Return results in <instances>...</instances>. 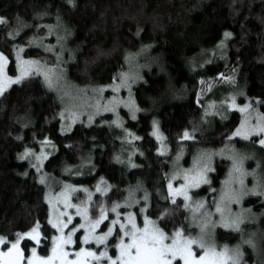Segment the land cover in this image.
Returning <instances> with one entry per match:
<instances>
[{"label": "trees", "instance_id": "1", "mask_svg": "<svg viewBox=\"0 0 264 264\" xmlns=\"http://www.w3.org/2000/svg\"><path fill=\"white\" fill-rule=\"evenodd\" d=\"M57 15L59 27L51 35L44 27H25L14 40L7 35L16 27L17 17L33 26L56 25ZM0 16L7 17L11 23V27L0 25V51L9 56L11 75H15L14 44L24 46L25 58L39 59L48 65L57 64L55 53H59L58 66L78 89L111 84L114 76L126 72V57L144 48L151 49L155 59L134 88L136 103L143 114L136 121L127 119L124 123V128L141 137L133 143L143 153L134 159L140 167L137 170L127 171L114 160L124 133L120 128L116 132L104 126L106 123L102 121L111 119L110 116L94 121L91 126L77 124L71 132L61 135L57 113L62 105L42 78L31 77L22 84L12 85L0 96V234L25 231L37 219L42 231L50 228L46 225V188L38 183V174L29 162L17 158L25 145L39 151L33 134L36 140L47 136L58 149L44 166L50 176L89 189L103 176L112 185V192L104 198L109 204L123 202L129 189L145 184L152 195L149 213L155 218L157 207L169 206L167 200L161 199L166 192L163 173L171 170L172 160L183 143L180 135L185 129L193 128L201 113L197 93L207 92V83L201 85L200 80L211 82L212 87L224 84L219 74L231 75L236 68V81L246 94L264 101V0H75V7L67 0H0ZM62 31L64 47L56 35ZM225 31L233 35L226 41L224 58L203 70L193 69L191 61L197 56L218 52L216 46ZM33 36L44 43L29 45ZM55 46L57 51L45 50ZM169 92L176 98H170ZM261 105L264 111V103ZM153 119L159 122L171 147L166 156L158 155V144L151 136ZM240 121V115L232 113L226 123L195 143L211 149L232 141L258 147L250 141L227 139ZM18 135L23 136L22 141L16 139ZM261 153L264 155V151ZM89 157L94 169L76 178L63 174L66 166L80 167ZM24 171H28L27 177L21 175ZM227 171V163L218 164L211 187L219 188ZM207 191L204 188L200 195ZM245 205L257 214L264 212L260 198H250ZM186 217L183 207L176 208L168 228L175 224L187 229ZM238 240L239 234L218 232L220 244L233 245ZM39 251L41 255L47 254L44 246Z\"/></svg>", "mask_w": 264, "mask_h": 264}, {"label": "snow or ice", "instance_id": "2", "mask_svg": "<svg viewBox=\"0 0 264 264\" xmlns=\"http://www.w3.org/2000/svg\"><path fill=\"white\" fill-rule=\"evenodd\" d=\"M67 3L75 7V0H67ZM56 19V25L37 24L33 26L17 17L16 27L8 31L7 35L14 40L25 27H36L37 29L44 27L48 29L47 34L51 35L53 30L59 27V15ZM0 25L11 27L10 21L5 16H0ZM139 31L138 29L137 34ZM232 35L231 32L225 31L223 39L216 46L222 52L221 58H224L223 51L227 48L226 41ZM60 39L58 36L57 41L59 42ZM35 41L36 37H31L29 45ZM13 49L15 75L9 74V56L0 51V96H3L12 85L22 84L33 76H42L50 90L59 87V81L63 75L62 71H58L59 53H55L57 64L48 65L39 59L22 56L21 54L25 50L22 45L14 44ZM45 50L53 51V48L47 47ZM126 59L129 58L126 57ZM210 62L208 61V63ZM236 71V68H233L232 74L227 76L220 73L219 79L235 86L237 84ZM140 79L143 77L138 73L121 72L118 77L112 78L111 84L93 87L91 89L92 97H88V89L78 90L75 96L65 91L60 96L62 107L57 113L60 118L59 131L61 135L66 131L70 132L72 126L78 121L83 124L81 116L86 115L87 125L91 126L97 115L110 112L113 113L115 119L102 121V123L122 129L125 140L129 144L140 140L141 137L124 128L118 111L123 106L128 110L132 120L137 119V113L142 109L132 97V85ZM206 83L207 90L210 91L211 82L200 80L201 85ZM108 89H111L112 95L105 99L103 93ZM121 89L127 90V98L119 95ZM238 94L245 95L242 91ZM65 97L69 99L68 104H65ZM236 101L237 94L235 93L221 101L222 105H227L228 110L235 109L243 116L239 126L227 139L231 141L234 137H239L244 141L258 144L264 151V114L253 108V104L259 105L264 101L257 98L248 100L242 105ZM199 103L200 93H197V104ZM84 108L91 110L85 113ZM254 112L255 116H253ZM210 114L221 115L224 118L223 114L216 110L215 101H211L204 110V117ZM65 121H67L66 124ZM196 131L195 126L191 131L185 129L179 137L180 141L195 142ZM151 136L155 137L157 141L164 139L159 129V122L155 119L152 121ZM16 139L22 141L23 136L18 135ZM33 141L39 145V151L25 145L23 151L18 153L17 158L21 161L28 160L29 166L35 169L38 174V183L47 189L44 200L48 205L46 225L50 228H45L42 231V224L37 219L25 231L0 234V264H246L242 245L253 249L257 248V242L254 239L256 233L250 234L245 239L242 229L246 220L256 219V214L252 212L251 208L233 212L232 206L241 205L247 196H256L264 200V175L257 171L261 167L259 162H257L256 169L251 171L245 169L244 162L253 157L244 155L235 148L229 150L227 157L231 161L228 176L223 181L218 197H213L211 210H208L207 202L203 198L194 200L192 191L199 189L202 185H208V191L217 192V189L211 187L212 181L209 173L216 170L212 166L213 157L215 155L223 156L224 150L219 152L199 150L193 155L191 166L185 168L180 165L184 155V149L181 146L172 160L171 170L163 173L167 195L162 196L161 199L167 200L169 206L162 209L157 207L154 212L155 218H153V214L149 213L151 205L148 191L144 190L140 198L136 197V191L142 187L139 184L136 189L128 190V195L124 197L122 203L111 201L110 204L104 197L107 196L112 185L108 184L103 176H100L94 185V191L87 186L68 182H57L59 191H54L49 184L50 174L44 172L43 167L45 160L58 149L47 136L36 140L35 134H33ZM66 147L71 148L72 145H66ZM46 148L50 151H45ZM137 151V149H133L129 152L126 160L122 159L121 155H115L113 158L117 163H126L130 168H137L139 165L132 159ZM157 153L159 156L167 155V148L163 143L157 148ZM139 155L143 156V153L140 152ZM87 164L94 169L95 165L91 164L90 157L87 158ZM64 171L82 175L78 169L73 172L72 168L67 166ZM21 175L27 177L29 173L24 171ZM248 176H252L254 180L250 188L245 183ZM174 181H179V183L174 184ZM78 193H82L83 198L77 195ZM97 193L100 198L94 201L93 197ZM177 198H181L180 204L177 203ZM74 199L76 202H73ZM137 205L139 207L136 211L130 210ZM180 207L191 213L192 221H198L196 225L198 231L195 235L183 225L174 224L168 228V222L172 220L173 212ZM121 209L124 210L121 211ZM217 215L218 219L213 220L212 217ZM76 218L79 219L74 223ZM217 227L241 234L240 243L234 247H229L228 244L218 245L215 239ZM77 233L82 234L78 236ZM261 240L264 241V234L261 235ZM29 243H31V247H29ZM41 246H44L47 254H40ZM110 248L113 254H110Z\"/></svg>", "mask_w": 264, "mask_h": 264}, {"label": "rangeland", "instance_id": "3", "mask_svg": "<svg viewBox=\"0 0 264 264\" xmlns=\"http://www.w3.org/2000/svg\"><path fill=\"white\" fill-rule=\"evenodd\" d=\"M60 30L61 29H59V31ZM56 35H57V37L59 36L61 38L59 40L60 46L64 47L63 31L61 33L57 32ZM43 43L44 42L35 41L31 45L36 46V45H41ZM45 48H47V47H45ZM52 48H53V51H55V50L57 51L58 50L57 49L58 46H55V47H52ZM23 53L21 54L22 56H24ZM221 53L222 52L219 49L218 52H216L214 55L203 53V54L197 56L195 59H193L191 61L193 69H196V68H199V69H202V70L205 69L208 65L213 63L215 60L221 58L222 57ZM128 58L129 59H126V72L138 73L139 76H141V77L143 76V72L146 69L151 68L153 63L155 62V59L151 55V49H149V48H144L137 54H134V53H133V55L129 54ZM208 61H211V62L208 63ZM201 65H203V66L201 67ZM60 70H61V68L58 66V71H60ZM61 71H62L63 75L60 78L59 87L57 89L52 90V92H54L56 94V96L59 99V101H60V96H62L65 91H67V92L71 93V95L75 96L76 93L78 92V90L88 89V92H87L88 97H92L93 96V93L91 91L92 88H83V89L76 88V86L71 84L70 81L68 80V78H66L65 73L63 72V70H61ZM33 77H40V78L43 79L42 76H33ZM141 80L142 79L137 80L132 85V97H133L134 100H135L134 88ZM241 91L244 92L245 95H243V96L239 95L238 93L241 92ZM234 93L237 94V101L236 102L238 104L242 105L245 102H247L248 100H254V99H251L246 94L245 89L243 88V86L239 85L238 82H237V84L235 86L224 82V84H219L217 86L211 87L210 91L207 90V92H205V93L200 95V102H201L200 104H202L201 113L197 117V119L194 121V125H193L197 129V131L195 133V135H196V141L195 142H197L200 139V137H204L208 133L213 131L218 125L226 123L232 113H237V114L240 115L241 119L243 118L242 114L239 111H237L235 109L228 110L227 109V105H222L221 104V101L229 98L230 95L234 94ZM111 95H112L111 89H108V90H106L103 93V96H104L105 99H107ZM119 95L121 97H123V98H127L128 92H127L126 89H121ZM168 95H169L170 98H176L175 94H173V93L169 92ZM211 101H215L216 102V110L221 112L223 114L224 118H222L221 115H211V114L208 115L207 117H204V110H205V108L208 107V105H209V103ZM135 102H136V100H135ZM60 103H61V101H60ZM68 103H69V99L67 97H65V104H68ZM77 103H79V102L77 101ZM253 108L254 109H258L259 113L264 114V111L262 109V105L261 104H259V105L253 104ZM90 110L91 109H88V108H84L83 109V111L85 113L90 111ZM118 111H119L120 117L122 119L123 125H124V123H126L127 119H131V116L128 113V110L126 108H124L123 106H121L118 109ZM141 114H143V111H140V112L137 113V119L136 120L139 119ZM108 116H110L111 119H109V120L108 119H104V118H106ZM253 116H255V112L253 113ZM102 118L104 119V121H112L113 119H115L113 113L103 112L100 115H97L95 117V121L96 120H101ZM80 119L83 120L85 124H87L86 115L81 116ZM132 121H134V120H132ZM66 123H67V121H65V124ZM77 124H81V123L78 121L76 124H74L72 126V130ZM104 126H107V128H109L111 131L119 132V128L115 127L114 125H112L110 127L109 124H105ZM159 129H160V127H159ZM191 130H189V131H191ZM121 131H123V130L121 129ZM160 132H161V130H160ZM163 137H164V139L162 141H157L156 138L155 137L154 138H155V140H156V142L158 144V147H160V144L163 143L165 145V147L167 148V154H169V152L171 151V147L167 143V139H166L164 134H163ZM120 139H123V143H122V145L120 147V152H119L118 155H121V158L126 160L127 156H128V153L131 152L133 149H137L133 145V143L137 142V140H135L131 144H129L125 140L124 134H122V133H121ZM236 139L240 140V141H244V140L240 139L239 137H234L232 140H236ZM182 142L183 143H182L181 146L184 149V155H183L182 160L180 161V165L182 167H185V168L190 167L191 164H192L193 155L196 154L199 150H209V151L219 152L220 150L223 149L224 150V155L223 156L215 155L213 157L212 166L216 169V166L218 164L225 162V163L228 164V171H229V168L231 167V161L227 157H228V154H229V150H231L232 148H235V150H237L238 152H240V153H242L244 155L253 157L252 159H248V160H246L244 162L245 169H247L249 171H251L252 169H256L257 168V162H259L261 167L259 169H257V171L260 174L264 175V155L261 153L262 150L259 148L260 146L258 144H257L258 147H256V146H252L250 144H246V143L239 144V143H237V141H232L229 145L223 146V147L218 148V149H211V148L199 147L195 142H192V141H182ZM45 151H47V148L45 149ZM139 153L140 152L137 151V154L132 157L133 162H134V159L136 157H138V156L142 157L141 155H139ZM50 156H49V158H50ZM48 159L45 160L44 166H45L46 162L48 161ZM33 162H35V161H33ZM118 164L119 165H123V167L127 171L129 169L130 170H137V169L140 168V167L130 168V167L127 166L126 163L125 164L118 163ZM77 169L82 173V175H84L86 172H88V170H91L92 167H91V165H89L87 163H84L82 166L74 168L72 170H73V172H75ZM43 171L46 172L44 167H43ZM228 171H227L226 177L222 180L220 187L219 188H215V189H217V192L213 193V192L207 191L206 193L200 195V192L204 188H208L209 187L208 185H202L199 189H194L192 191L193 199L194 200H199V199L203 198L207 202L206 203V208L208 210H211L210 206H211L212 199H213V197H218L219 190L222 188V185H223V181L228 176ZM215 172H216V170H215ZM215 172L209 173V177H210L211 181H212V175ZM63 174H65L67 176H71L72 178H76V177L82 176V175L70 174L69 172H64ZM50 177H51V179L49 180V184L51 185V187H52V189L54 191H59V185L57 184V182H68V183H71L69 181L63 180L62 178H54L52 176H50ZM176 183H179V181H174V184H176ZM245 183H246L247 187H249V188L252 187V184L254 183L253 177L252 176L246 177ZM72 184H74V183H72ZM139 185H141L142 187H141L140 190L136 191V197L140 198L143 195V191L147 190L148 193H149V201H150L151 197H152V195L150 193L151 191L147 188V186L145 184L141 183ZM211 185H212V183H211ZM137 186L133 187V189H136ZM212 188H214V187H212ZM90 190L94 191V188L90 189ZM111 192H112V188L108 192L107 196H109V194ZM77 195H79V196H81V198H83V194L82 193H78ZM127 195H128V191H127ZM162 195L163 196L167 195V190ZM97 197H99V193H97L93 197V200L95 201V199ZM106 197H104V198H106ZM250 198H259V197H256V196H247V197H245L244 200L242 201L241 205H233L232 206L233 212H238V211H241L242 209H247L245 203ZM177 200H181V198H177ZM162 201H165V200H162ZM73 202H76V200L74 199ZM263 202H264V200H263ZM150 204H151V202H150ZM138 207H139V205L134 206L130 210L136 211ZM123 210L124 209H121V211H123ZM252 212L256 214V219L255 220H246L245 223L242 225V229H243V236H244L245 239H247L250 234L256 233V236L254 237V239L257 242V248L253 249V248H251V247H249L247 245H242V249L244 251V259L246 261V264H264V241L261 240V235L264 234V212L261 213V214H257L253 210H252ZM186 215H187V219H186L187 229L190 230L193 235H195L196 232L198 231V228L196 227L198 221H195V222L192 221L191 213L189 211H187V210H186ZM78 219L79 218H76L74 220V223L77 222ZM212 219L213 220L218 219V215L217 216H213ZM101 228L103 229V225L101 226ZM220 230H223L225 232L236 233V232H232L230 230L223 229L221 227H217L215 229V239H216V242L218 243V245H223V244H220L219 241H218V232ZM81 234L82 233H77L78 236L81 235ZM236 234H239V233H236ZM240 240H241V234H239V240L235 244L229 245V247H234L235 245L240 243ZM110 244H111V241H110ZM110 254H113L111 248H110Z\"/></svg>", "mask_w": 264, "mask_h": 264}]
</instances>
